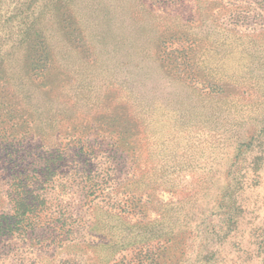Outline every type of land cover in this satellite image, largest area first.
Returning a JSON list of instances; mask_svg holds the SVG:
<instances>
[{"label": "rangeland", "instance_id": "374dc122", "mask_svg": "<svg viewBox=\"0 0 264 264\" xmlns=\"http://www.w3.org/2000/svg\"><path fill=\"white\" fill-rule=\"evenodd\" d=\"M0 264H264V0H0Z\"/></svg>", "mask_w": 264, "mask_h": 264}, {"label": "trees", "instance_id": "16d2710c", "mask_svg": "<svg viewBox=\"0 0 264 264\" xmlns=\"http://www.w3.org/2000/svg\"><path fill=\"white\" fill-rule=\"evenodd\" d=\"M22 184V183H21ZM21 189L20 191L19 190H14V194H17L18 197H16V199H18V201H20V209L23 210V212L26 210V211H31L33 210V201H31L32 199V193H30L29 190L25 189L24 186L20 185ZM24 194H27V195H24ZM17 211V210H16ZM3 225L4 226H9L10 225V221L9 223H7L6 221H3ZM2 225V226H3Z\"/></svg>", "mask_w": 264, "mask_h": 264}]
</instances>
